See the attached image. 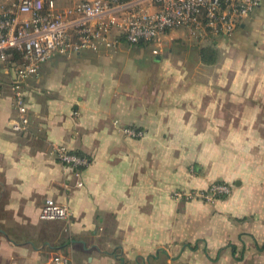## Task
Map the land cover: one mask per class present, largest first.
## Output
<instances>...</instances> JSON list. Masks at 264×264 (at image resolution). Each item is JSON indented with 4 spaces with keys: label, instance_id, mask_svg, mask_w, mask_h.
I'll return each instance as SVG.
<instances>
[{
    "label": "crops",
    "instance_id": "1",
    "mask_svg": "<svg viewBox=\"0 0 264 264\" xmlns=\"http://www.w3.org/2000/svg\"><path fill=\"white\" fill-rule=\"evenodd\" d=\"M238 29L213 39L228 52L214 64L200 55L208 43L180 30L116 51L55 52L27 81L25 132L12 128L13 71L1 65L0 264H47L56 252L73 264H264V1ZM180 39L186 49L163 48ZM228 140L241 161L216 179L239 186L250 168V192L234 191L217 214L177 208L176 178L154 167L172 172L174 152ZM58 144L88 158L82 187ZM48 197L69 206V220L40 218Z\"/></svg>",
    "mask_w": 264,
    "mask_h": 264
},
{
    "label": "built area",
    "instance_id": "2",
    "mask_svg": "<svg viewBox=\"0 0 264 264\" xmlns=\"http://www.w3.org/2000/svg\"><path fill=\"white\" fill-rule=\"evenodd\" d=\"M59 0H0V66L13 71L11 87L18 117L12 122L16 131L30 125L26 84L38 76L41 66L55 52L74 53L83 49L116 51L121 42L154 43L164 34L180 30L195 40L229 35L264 0H81L59 6ZM154 50V53H157ZM133 138L144 133L122 127ZM58 160L74 169L84 185L81 168L87 157L71 151L65 144L54 145ZM228 192L227 186H213ZM69 206L46 198L40 212L42 220H69ZM47 264H73L62 252L52 253Z\"/></svg>",
    "mask_w": 264,
    "mask_h": 264
},
{
    "label": "rangeland",
    "instance_id": "3",
    "mask_svg": "<svg viewBox=\"0 0 264 264\" xmlns=\"http://www.w3.org/2000/svg\"><path fill=\"white\" fill-rule=\"evenodd\" d=\"M73 2V0H69V2H67L66 0H62L60 1V4L68 5ZM238 28L237 30H239ZM213 39L214 38H206L204 39V42L206 41L208 45H211ZM180 40L181 42L179 44H172L171 42L165 43L163 44V48L168 49L170 46H175L179 49H186L184 47L186 46V43H184L185 40ZM197 41L199 42L200 40ZM222 43L223 42H220L221 46H219L217 49L219 54L221 53V57H224L227 52V47ZM191 44L193 43L191 42ZM234 107L235 106H233V108ZM225 137L226 136H220V141ZM228 137L229 136H227V138ZM227 142L228 143H223L224 145H222L221 143L218 144L220 145L218 151L211 149L205 152H174L176 163L172 172L170 168L171 166L166 167L161 162L160 165L156 167V169L153 166L154 176H157L158 178H176V187H174V189L172 190L171 197L174 200L177 208L182 209L183 206L189 207L191 213L196 216L199 215V210L205 213L210 212L212 214H217L222 209L224 202L228 200V198L232 195V193H234V191L244 190L250 192V168L249 172L247 174L244 173V176L242 178H237V180H240L241 182L239 186H236L234 181L232 182L229 179H225L224 181H219L216 179L222 177L229 178V174L231 172L230 169H234V167L239 164V160L241 161L239 157L240 152L238 150V142L235 140H228ZM249 146L250 145H248V147L244 146V150H241L245 151V157L250 156ZM182 156L183 160H181ZM178 161H180L179 166L177 165ZM246 161L248 165H250V158L242 161V163H245ZM196 162H200L202 166H194ZM219 185L227 186L229 188V191L219 192L212 189L213 186ZM259 187L261 188V190H264V180L259 184Z\"/></svg>",
    "mask_w": 264,
    "mask_h": 264
},
{
    "label": "trees",
    "instance_id": "4",
    "mask_svg": "<svg viewBox=\"0 0 264 264\" xmlns=\"http://www.w3.org/2000/svg\"><path fill=\"white\" fill-rule=\"evenodd\" d=\"M201 58L203 62L207 64H214L218 60L219 52L214 43L212 42L211 45L204 46L200 51ZM77 153V152H76ZM81 156H84L80 153H77ZM86 157V156H84ZM83 168V167H82Z\"/></svg>",
    "mask_w": 264,
    "mask_h": 264
}]
</instances>
